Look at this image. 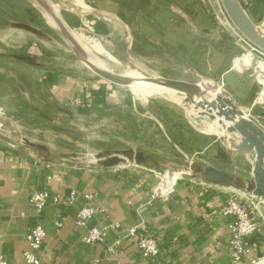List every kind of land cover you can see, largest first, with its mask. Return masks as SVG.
<instances>
[{"label": "rangeland", "instance_id": "374dc122", "mask_svg": "<svg viewBox=\"0 0 264 264\" xmlns=\"http://www.w3.org/2000/svg\"><path fill=\"white\" fill-rule=\"evenodd\" d=\"M47 1L71 31L86 41L101 42L107 52L94 53L109 70L125 74L137 69L144 75L192 83L208 80L231 92L246 114L264 128V56L248 44L243 49L230 47V59L218 62L217 69L207 61L192 60L184 46L169 47L132 31L125 15L98 7L102 0ZM220 1L206 0L220 17L229 19ZM46 15L35 0H0L1 144L12 148L24 144L41 159L80 168H93L91 162L99 152L133 148L192 168L214 166L244 181L252 177L254 153L242 145L233 147L232 142L238 143L235 135L228 139L221 126L208 131V117L183 103L182 97L158 95L143 100L130 87L102 78L77 57ZM16 23L28 24L37 32ZM235 31L237 39L230 41H247ZM247 55L251 61L239 68L237 62ZM24 139L47 146L49 152L25 145ZM124 167L145 176L153 188L165 185L167 176L176 171L152 164ZM186 179L181 176L176 182ZM233 191L247 202L248 196L243 195L249 193ZM252 205L263 247L259 257H264V202L255 200Z\"/></svg>", "mask_w": 264, "mask_h": 264}, {"label": "crops", "instance_id": "0c3cea01", "mask_svg": "<svg viewBox=\"0 0 264 264\" xmlns=\"http://www.w3.org/2000/svg\"><path fill=\"white\" fill-rule=\"evenodd\" d=\"M240 2L264 29V0ZM97 5L125 15L132 31L139 30L143 37L169 47L184 46L192 60L207 61L212 67L230 59V47L247 45L230 41L237 39L235 28L206 0H102ZM125 169L80 168L0 143V260L26 264L24 252L32 250L40 264H233L230 218L220 213V207L237 192L186 179L171 195L155 197L149 179ZM42 189L51 199L38 212L30 197ZM72 191L77 193L73 203L54 200ZM243 196L253 204L260 200L250 193ZM86 207H92L94 215L79 225L78 213ZM36 225L47 233L40 249H32L27 239L28 229ZM91 228L107 230L106 240L84 242L82 236ZM130 228L155 236L159 253L143 257L134 241L124 238ZM119 238H124L123 243L111 250ZM261 244L259 233L249 237L246 261L259 256Z\"/></svg>", "mask_w": 264, "mask_h": 264}, {"label": "water", "instance_id": "95a60500", "mask_svg": "<svg viewBox=\"0 0 264 264\" xmlns=\"http://www.w3.org/2000/svg\"><path fill=\"white\" fill-rule=\"evenodd\" d=\"M35 1L55 19L64 38L72 44L77 57L96 74L121 86L129 87L138 81V77L119 74L106 67L95 65L91 59L93 54L83 46L75 33L57 16L53 6L47 0ZM221 3L225 13L239 34L250 44L264 52V29L249 17L240 0H221ZM16 25L37 32V29L28 24L16 23ZM20 58L32 60L30 57ZM141 80L162 84L171 88L176 96L183 98V103L191 106L199 115L208 117L210 121H216L224 128L228 134L226 135L228 139L229 135H235L238 138V143L232 142L233 147L240 149V145H242L245 149L254 153L252 177L244 181L239 177L233 176L230 172L214 166H205L199 169L192 168L185 163L168 158L154 157L140 149L133 148L115 150L113 152H99L96 154L95 160L91 162V167L116 168L126 166L127 164L136 166L152 164L167 169H175L180 172L187 170L188 172L184 175L191 180L203 181L214 185L230 186L235 190L250 193L255 198H259L264 202V129L246 114L229 91L207 81L192 83L148 75H145ZM214 91H216V94L213 93ZM222 139L228 141L225 137H222ZM24 142L25 145L49 152V148L45 145L28 139H24ZM17 145L19 147L24 146V144Z\"/></svg>", "mask_w": 264, "mask_h": 264}, {"label": "built area", "instance_id": "2783aa9c", "mask_svg": "<svg viewBox=\"0 0 264 264\" xmlns=\"http://www.w3.org/2000/svg\"><path fill=\"white\" fill-rule=\"evenodd\" d=\"M248 46L264 56V52L248 41H245ZM169 178V175L167 176ZM178 181V180H177ZM176 184L169 185V180L165 185H158L152 188L153 195L155 197H167L174 193ZM63 198L68 203H73L77 198L76 191H72L68 196L62 195L54 197L55 201H60ZM89 200L92 195H86ZM51 199L50 193L45 190H37L32 193L30 202L38 212L43 211ZM220 213L230 218L229 230L231 232L230 249H231V262L233 264H264V257H256L246 261L248 247L247 241L249 237L254 235L258 229V221L255 213V209L252 203L242 201L235 193L230 194L220 207ZM94 215V209L92 207H86L79 211L77 223L84 225ZM46 231L42 225H36L28 229L27 239L32 249H40L46 238ZM108 236L107 230H99L97 228H91L87 234L82 236V240L86 243H99L104 242ZM124 238L134 241L139 253L143 257H154L159 253L160 244L155 236L148 233H140L136 228H130ZM124 238L116 240L115 244L110 247L113 250L114 246L121 245ZM24 261L26 264H40L39 258L32 250L24 252ZM0 264H8V262L1 258Z\"/></svg>", "mask_w": 264, "mask_h": 264}, {"label": "bare ground", "instance_id": "6f19581e", "mask_svg": "<svg viewBox=\"0 0 264 264\" xmlns=\"http://www.w3.org/2000/svg\"><path fill=\"white\" fill-rule=\"evenodd\" d=\"M80 1L81 0H79V2ZM81 3H83V2H81ZM86 8H88V7H86ZM46 16H47V20L49 21V23H51L54 26L58 27L55 19L50 14L47 13ZM75 35L80 40V42L83 44V46L86 47L93 54L91 56V59H92L93 63L95 65L99 66V67H102V66L105 67L106 66V62L103 61V60H101L100 58L96 57L95 56V53H94V52H98V53L107 52V50H105L103 48V46L100 44L101 42L99 43L98 41H95V40L94 41H90V40L89 41L88 40L86 41V40H84V38L81 35H79L77 33H75ZM108 55L110 56V59L112 58V59L115 60V58L111 54L108 53ZM250 61H251L250 56H248V55L247 56H244L243 58H241L237 62V66L242 69L244 66L248 65V63ZM125 74H127L129 76H133V77H138L140 79V80L138 79L137 82H135V83H133V84H131L129 86L130 89H131V91L133 92V94L136 97H138V98H141L143 100H146V99H148L151 96L166 95V96L170 97L171 99H174V100L175 99H178V97L175 95L174 91L171 88H168V87H166V86H164L162 84H155V83H150V82H146V81L141 80V78H143L145 75H144V73L138 71L137 69L136 70H129ZM262 75L264 76L263 73H262ZM211 82H212V80H211ZM213 93L216 94V91H214ZM214 126L217 127V126H220V125L216 121H211V124L208 123V121H207V125H205V128H207L208 131L215 132V131H217V129L214 128ZM221 136L223 137V133L222 132H221ZM186 172H188V171L187 170H184L182 172L175 171L173 174L169 175V178H168L169 185L175 184L178 178H181V176H185L184 174Z\"/></svg>", "mask_w": 264, "mask_h": 264}]
</instances>
